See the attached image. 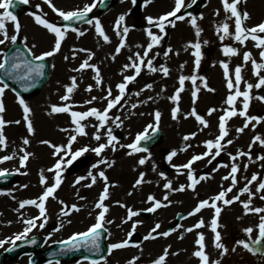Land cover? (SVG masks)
I'll return each mask as SVG.
<instances>
[{
	"label": "rangeland",
	"instance_id": "rangeland-1",
	"mask_svg": "<svg viewBox=\"0 0 264 264\" xmlns=\"http://www.w3.org/2000/svg\"><path fill=\"white\" fill-rule=\"evenodd\" d=\"M90 1L51 0L57 9L63 11L82 9ZM160 1L161 5H159ZM184 3L187 6L192 3V0H184ZM28 4L30 9L17 17L21 25L18 41L24 43L38 56L52 50L55 37L54 34L36 24L34 16L29 15V13L40 15L50 23L60 21L61 18L44 3V0H29ZM203 4L198 13L185 16L182 21L175 20V27L167 26L164 33H161L159 28L149 25L146 18L157 19L171 12L175 7V0H152L151 3L140 0L135 4L132 0H123V2L116 0L114 7L105 14H100L97 9L93 10L92 19L98 18L100 20L110 42L105 43L103 38L97 35L95 27L87 23L75 27L78 31H83L84 36L78 37L75 32L71 31L66 34L61 50L50 57L53 62L52 75L46 86L36 95L23 98L31 109L29 118L33 125L34 134H29L27 130V122L23 118V109L17 102V94L11 88L6 90L3 97L5 112L0 115L6 122L3 134L7 146L0 151V158L13 154L15 156L14 159L0 164V170L13 171L18 175V180L9 187L0 188V193H8V195H0V240L22 232L26 227L23 219L35 218L39 215V210L34 206L19 209L20 202L37 199L43 194L46 187L52 186L54 183V173L48 172L47 169L53 168L60 157L53 154V147H49V144L42 142L48 141L54 146H65L68 143L69 136L76 135L72 131L75 125L71 123L70 114L52 113V106L71 105L70 110L78 112H85L93 107L103 111L107 107V100L104 97L107 96L108 89H111L112 97H115L119 94L117 85L123 82L124 76L135 74L134 69L131 68L132 61L129 57L134 60L136 53L143 56L150 42L146 30L151 29L154 35L163 36V39L153 47L147 59H152L153 67L157 69H160L161 65L167 67L169 69L167 77L164 76L162 71L151 73L146 66L142 67L140 76L128 85L126 94L120 104L109 112L112 120H109L105 128L100 130V141L93 139L96 128L91 126L98 124V121L94 117H89L82 122V124L88 125L85 128L87 135H77V140L72 145L73 152L84 147L91 149L98 147L100 144H107L108 127L112 128L113 135L119 141L118 144H115L117 150L113 151L112 147H108L101 153L100 157L89 151L73 161L71 165L65 164L61 170L63 183L54 193L56 198L50 197L46 201L47 223L43 229L34 228L29 236L41 235L44 238L43 248H47L54 243L68 240L75 233L87 231L96 222V216L100 211L95 208V204L105 187L104 181L98 176V173L103 171L109 186V198L104 202L109 208L106 220L114 221L112 224H105L108 230L107 243L110 245L129 239L131 245H139V247L114 250L111 255L101 261V264H105V261L106 264H128L135 257H139L136 264H153V261L169 246L171 247L166 264H200L198 258L192 255L194 251L198 250L195 243L198 233H203L205 237V252L210 261L219 260L220 264H257L258 256H253L235 243L239 239H246L243 229L250 226L255 227L259 221V216L255 214H244L241 202L248 200L247 194L241 196L240 201L229 206L217 202V205L222 208L218 219V223L222 227L218 228V231L221 233L222 243L229 249V252L223 257L220 256L219 250L213 246L214 234L210 230V221L214 216V210L205 208L196 216H188V213L193 211L201 201L209 200L211 203L210 198L231 186L230 180H223L222 178L229 175L233 163L237 164L240 170L237 173V184L226 199H231L237 195L253 174H256L260 181H264V160L258 159V157L264 156V146H261L259 141L253 143L256 136L264 140V100L256 98L264 97V87L259 89L253 87L250 91V107L247 113L248 116L262 118L261 122L252 121L249 127L241 133L237 132V129L243 127L245 118L234 116L227 120L225 126L228 135L222 141V144H225L226 147L221 150V155L212 160L211 163L208 162L211 157H206L192 165V173L195 178L199 179L201 176L210 178L202 180L193 191L188 187L191 183L187 178L188 169L180 167L187 164L194 155H203L207 151L204 147L206 141H215L219 135V118L217 120V114L220 115L223 111L231 109L225 101L230 94H234V91L230 93L227 88L224 70L220 66L221 62L229 65V76L233 80L235 68L237 66L242 68L241 91L247 90V84L255 86L259 79L253 74L251 62L247 64L243 62V53L250 52L257 63H264L259 56L260 49L254 46L252 40L246 41L244 45L235 42L231 37H226L223 42L220 40L216 28L226 20L228 15L223 11L221 0H205ZM37 6H39V9ZM238 8L241 12L246 11L250 16L248 21L244 22V26L247 28L258 25V21L264 18V0H245L244 3L238 5ZM217 10H219V15L215 14ZM2 11L0 10V14H2ZM181 13H178V15H184ZM121 15L125 16L121 28L128 27L129 32L125 38V47L117 54L116 48L121 42V37L117 35L114 29L116 21ZM201 15L203 19H200ZM192 17L197 19V26L202 30L198 38L195 34L196 29L192 27L190 22ZM169 19L174 20L175 18L171 17ZM227 22L230 26V33L234 34V18ZM6 27L10 36L16 34L10 21L6 22ZM261 36H264V34H261ZM198 41L201 43L202 59L197 69L195 57L192 55L195 49L190 45ZM9 45H0V51H6ZM225 46L236 48L239 54L233 57L224 56L222 48ZM169 48L172 51L165 56L164 53ZM81 49L87 51H79ZM89 53L92 54L90 60ZM156 53H159V55H156ZM66 56L68 57L67 60H65ZM85 60H88L89 64L99 69L102 80L100 85L96 84L94 79L96 73L91 68L74 71ZM125 65L129 66L127 70H125ZM181 65H183V68H181ZM260 71L261 75L264 76V69ZM182 75L185 77H191L192 75L204 77L207 87L214 89V91H208L204 87V82L197 79L196 86L199 87V91L197 100L193 103L191 93L194 86L191 80L188 79L185 81V90L180 94L178 105L174 104L170 98L180 87L179 78ZM73 77L77 86L71 93V99L63 101L61 98L67 94L66 88L71 86ZM148 84L152 85L151 89L146 88ZM89 86L92 88L91 92L86 91ZM141 89L145 90L141 91ZM134 93H139V95H134ZM92 97L97 99L90 104L86 103ZM134 104L138 107L133 108L132 105ZM177 106L180 112L177 119L173 120L171 111ZM242 108L243 97H239L235 102V109L240 111ZM193 109L206 120L209 125L207 128L200 125L190 115ZM210 109H216L211 116L207 114ZM156 111L162 114L159 128L165 131L163 142L147 152L129 156L127 153L130 149L121 148L120 145L131 144L137 134L145 131L147 125L154 124ZM117 116L120 117V120H115ZM17 120L20 121L19 124L14 123ZM116 124L121 126L116 127ZM61 129H68V131H61ZM148 131L151 132L152 130L149 129ZM192 134H195L193 138L187 141L183 139L184 136H192ZM24 139L29 140L28 145L23 144ZM229 140L232 141L231 144H227ZM20 149H24L25 152L31 154L26 161V166L23 168L20 167V158L24 155V152H21ZM181 149H186V151H181ZM172 151H176L177 155L169 162L167 157ZM212 151L214 152L215 149ZM238 151L244 152L245 155L238 156L235 161L231 160L229 154L238 155ZM61 155H64V153H61ZM249 156L251 159H249ZM142 158L146 160V163L140 165L138 162ZM101 159L114 161L115 163L112 167H108L107 164H99ZM94 164H99V167L93 168ZM225 164L228 167H221ZM245 165H247L246 170ZM154 168L155 170H153ZM41 170H43V175L47 180V184L44 186L40 184ZM90 170L94 176H97V182L90 188L86 187L87 184L91 183L89 177L73 187L76 179L87 177ZM25 172L27 175L22 174ZM141 173L144 174V181L146 182L138 187H133ZM169 181L172 182L173 191L171 192L164 187ZM24 185H27V187L25 188ZM180 186H184L186 190L183 192L175 191ZM257 186L256 183L249 185L253 192H255ZM82 189L85 191H82ZM129 192L132 195H129ZM261 194L264 193L254 195L252 207L264 208V200L259 199ZM150 195L154 196L156 200L169 204V206L160 208L155 213L145 211L151 206L147 201ZM165 195H168V201H163ZM81 197L84 199H81ZM60 201L69 206L68 211L71 212L69 216L62 215ZM10 202L13 205L8 209ZM117 202L126 205V207H119ZM72 205L79 207L80 211L84 209L88 211L82 221L73 218L79 212L71 211L70 206ZM127 208L140 212V215L134 217L128 223H122L127 218ZM8 217H10V222L14 221V224L9 227ZM184 217L188 218L184 219ZM201 219L204 220L205 227L196 229L193 232L185 231L189 227H194ZM49 221H51V224H49ZM69 221L71 222L69 223ZM40 222L38 220L37 225ZM134 222L138 226L129 238L128 233L131 231ZM157 223L161 225L157 233H153L157 236V239L145 241L143 237ZM57 228L60 230L56 231ZM172 229H176V231H172L170 236L166 238L159 236L160 232ZM255 235L256 233H253V238H255ZM180 236H183V239H180ZM9 246L11 244H6L3 248H0V253ZM233 247H236L235 252L231 251ZM172 253L178 254L173 255ZM31 256L32 254H24L15 259H8L7 263L29 264ZM262 261L264 263V258ZM90 262V260H74L60 261V264H90Z\"/></svg>",
	"mask_w": 264,
	"mask_h": 264
},
{
	"label": "snow or ice",
	"instance_id": "snow-or-ice-1",
	"mask_svg": "<svg viewBox=\"0 0 264 264\" xmlns=\"http://www.w3.org/2000/svg\"><path fill=\"white\" fill-rule=\"evenodd\" d=\"M18 3L21 4H28L29 0H17ZM100 4H104L106 0H98ZM123 2V0H121ZM133 4L136 3V0H132ZM152 0H146V3H151ZM197 0H192V4H195ZM245 0H221L223 11L224 13L228 14L226 16V20L222 22L219 26L216 28V32L220 38V40L223 42V40L226 37H231L235 42H238L240 45H244L246 41L249 39L254 42V46L258 49H260L259 56L261 61H264V36H261V34H264V22L253 26L251 28H247L244 26V22L247 21L250 17L249 14L245 12H241V10L238 8V5L244 3ZM44 3L48 5L49 8L64 22H72V23H78V22H84L89 25H93L95 27V31L98 36L102 37L105 43H109V37L105 34L102 25L100 23V20L97 18L95 20L89 18V14L97 7V0H93V3L86 4L82 9L73 10V11H63L58 10L51 2V0H44ZM192 4H188L187 6L184 3V0H175V7L171 12H168L165 15L160 16L157 19H153L152 17H147V23L149 25H152L154 27L159 28V31L161 33L165 32V28L167 26L175 27V20H184V15H178V13H181L182 8L185 7H191ZM15 7V4L13 3V0H2L0 2V10L2 11V14H0V45H6L10 44L12 46L17 45L18 43V34L21 29V25L18 22V18L16 15L12 13L9 9ZM39 9V6H37ZM216 15H219V10L216 11ZM29 15L34 16L35 23L42 26L44 29H46L49 33L54 34L55 41H54V47L52 50L44 52L41 55H35L31 49H27L25 52L24 50H21V48L18 47H10L6 51H0V114L5 112V106L3 103V97L5 95L6 90H9V84L6 81H12L15 84L20 85V89L23 92H28L30 89L35 88L37 86V83L43 79L45 75V67L46 65L43 63L48 57H53L61 50L62 42L66 38V34L71 31L75 32L78 37L84 36L85 33L83 31H78L75 27H69L67 23L63 27H58L54 23H50L48 20L42 18L40 15H34L33 13H29ZM170 17H174V20H170ZM234 18V34L230 33V26L227 22L228 20H233ZM200 19H203V16L201 15ZM125 20V16L121 15L116 21L115 31L118 36L121 37V42L119 46L116 48V53L119 54L120 50L125 47V38L127 37V34L129 32L128 27H122V22ZM10 21L14 26V31L16 34L9 35L8 29L6 27V22ZM167 22V23H166ZM191 25L193 28L196 29V36L197 38L201 35V29L197 26V19L195 17L191 18ZM147 36L149 37L150 42L147 45V48L145 49L143 56H141L139 53L135 54V59L133 60L132 57H129V59L132 61L131 68L134 69L135 74L134 75H127L124 76L123 82L117 85V89L119 91V94L115 97H112V91L111 89H108L107 96L104 97L105 100H107V107L101 111L96 108H91L88 111L85 112H78V111H71V105H66L63 107H57L52 106L51 112L52 113H69L71 116V123L75 125V128L72 130L76 133V135H70L68 138V143L65 146H54L51 145L48 141H43L42 143L49 144V147L54 148V155L59 156L60 159L57 161V163L54 165L53 168L47 169L48 172L54 173V183L52 186L46 187L43 194L40 195L37 199L32 200H25L20 202L19 209H24L26 206H34L39 210V215L35 218H29V219H23V223L26 225L24 230L20 233L14 234V236L9 237L4 240H0V248H3L6 244H11V247L6 249V251H13L15 247L17 246V242H23L29 239V233L33 231L34 228L39 227L40 229H43L47 223V210H46V201L51 197L55 199L54 193L57 192V190L60 188L62 181V167L67 164L71 165L73 161H75L77 158L83 156L86 152L92 151L95 153L96 156L100 157L101 153L105 151L106 148L112 147L113 151H116L115 144H118L119 141L117 140L116 136L113 135L112 128H107V144H100L98 147L95 148H88L84 147L81 149H78L76 151H72V145L77 140L78 136H86L87 132L85 131V128L88 125L82 124L83 121L87 120L89 117H94L96 121H98V124L91 125L92 127L96 128V133L93 136V139L96 141L101 140L100 136V130L104 129L107 125L109 120H112V117L109 116V112L115 108L117 105L120 104L121 100L124 98L126 94V89L129 84L133 83L138 76H140L142 67L146 66L147 70L151 73H155L157 71H162L164 76L167 77L169 73V69L163 65H161L160 69H157L156 67H153V60L147 59L150 52H152V49L154 46L158 45L159 42L163 39V36L160 35H154L151 29H147ZM222 33V34H221ZM207 43L206 41L204 42ZM35 47V45H33ZM139 47V46H138ZM190 47L194 48L195 51L192 53V55L195 57V66L198 69L201 63L202 54H201V43L198 41L196 43H193L190 45ZM75 51V50H74ZM79 51H87L84 49H81ZM172 51L171 48H169L164 55L167 56ZM222 52L224 56L226 57H233L237 56L238 50L231 46H225L222 48ZM156 55H159V53H156ZM75 58V57H73ZM92 58V54L89 53V60ZM68 57H65V60H67ZM243 62L245 64L251 62V66L253 68V74L257 76L258 83L253 86L252 84H247V90L241 91L240 90V84L243 80L242 77V68L240 66H237L234 70V80L230 78L229 76V65L227 63L221 62V67L224 70V77L227 81V88L229 89V92L232 93L234 91V94H230L225 103L229 105L231 110H225V114L220 117L219 120V135L216 137L215 141L209 140L206 141L204 147L207 149V151L203 155H194L192 159L187 163L180 167L188 169V175L187 178L191 182L188 187H190L193 191H195V187L197 184H199L202 180H205L210 177L201 176L199 179L195 178L192 173V165L200 161L202 159H205L206 157H211L209 159V163L212 162V160H215L216 157L221 155V150L226 147L225 144H222V141L225 140V137L228 135V131L226 129V121L231 119L234 116H240L245 118V123L242 128H238L237 132H243L244 129L249 127V124L252 123V121H255L256 123H260L262 118L256 117V116H248V109L250 107V91L253 89V87L259 89L261 87H264V76L261 75V69H264V63H257L253 58L252 54L250 52H244L243 53ZM129 66L125 65V70H127ZM87 68H91L93 72L96 73L94 79L97 85H100L102 83V80L100 78V72L99 69L96 68L94 65L89 64L88 60H85L79 68L74 69V71H83ZM181 68H183V65H181ZM190 79L193 87L192 90V98L193 103L197 100V94L199 91V87H197V79L204 82V87L208 91H214V89L207 87V82L204 77H197L196 75H192L191 77H185L180 76L179 78V85L180 87L177 89L175 94L170 98L174 104L178 105L180 94L185 90L184 85L185 81ZM76 80L73 77L72 78V84L70 87L66 88V95H64L61 99L63 101H69L71 99V93L76 88ZM147 89H151L152 85L148 84L146 85ZM145 89H141V91H144ZM86 91L91 92L92 88L89 86V88L86 89ZM134 95H139V93H134ZM111 97V98H110ZM239 97H243V108L240 111H237L235 109V102ZM257 99L264 100V97H256ZM96 97H92L91 100L87 101L86 103H92V101L96 100ZM151 99V98H150ZM17 102L20 105V107L23 109L24 113V120L27 122V130L29 134H34V129L32 122L30 120V114L31 109L25 102V100L20 96L19 93H17ZM145 103H147L145 101ZM133 108L138 107V105H132ZM216 111V109H210L208 111V115L211 116L212 113ZM180 112L179 107H174L171 111V116L173 120L177 119V115ZM143 115V113H141ZM161 113L159 111H156L154 114V124L147 125L144 132L139 133L136 135L135 140L131 144L123 145L121 144V148H127L130 149V151L127 153L129 156H132L136 153H142L147 152L148 149L145 147H142V142L146 143L149 139L154 138L155 133L159 131V123L161 120ZM191 116H193L200 125H203V127L207 128L209 125L206 122L204 118H202L200 115H198L193 109L190 113ZM187 118V116H185ZM115 120H120V117L117 116ZM115 122V121H113ZM14 123L19 124L20 121L17 120ZM6 126V122L4 121L2 115H0V151L4 150L7 146L6 138L3 134V129ZM120 124H116V127H120ZM149 129L152 130V133H149ZM61 131H68V129H61ZM195 134H192V136H184L183 139L185 141L191 139L194 137ZM257 141L260 142L261 146H264V140L261 139V137L256 136L253 140V143H256ZM232 141H227V144H231ZM24 145L29 144L28 139L23 140ZM251 148V145H250ZM215 149L213 152L212 150ZM21 152H24V155L20 158V167L23 168L26 166V161L29 159L30 153H27L24 151V149H20ZM181 151H186V149H181ZM61 153H64V155H61ZM177 155L176 151H172L167 159L170 162L173 157ZM230 155V159L235 161L238 159V156H244L245 153L238 151V155ZM15 154L13 155H6L2 158H0V164L14 159ZM70 157V158H69ZM249 159L251 157L249 156ZM260 160H264V156L258 157ZM114 161H108L105 159H101L99 161V164H107L108 167H112L114 165ZM140 165H143L146 163L145 159H140L138 162ZM99 164H94L93 168H98ZM221 167H228V165H221ZM247 169V165H245V170ZM155 170V168L153 169ZM218 170V169H217ZM239 167L237 164L233 163L231 165V170L229 175L224 176L223 180H230L231 186L228 187L225 190H222L218 193V195L210 198L211 203L209 200H203L201 201L193 211L188 213V216H196L198 213L201 212L202 209L210 208L214 210V216L210 221V230L214 234L213 238V246L219 250L220 256H225L229 249L225 246L224 243H222V236L221 233L218 231V228L222 227L218 223V219L221 215L222 208L217 205V202H222L223 205L229 206L237 201H240V197L247 194L248 200L246 202H241L242 207L244 209L245 215L255 214L259 216V221L255 225V227H247L243 229V232L246 236V239H239L235 243L237 246L242 247L244 250H246L248 253H251L253 256H258L260 258H264V208L261 207H252V200L255 194L264 193V181H260L258 179V176L256 174H253L251 176V179L247 181L244 188H242L239 193L235 196H233L231 199H226L229 193L233 191V188L237 184V173L239 171ZM11 173H6L3 170H0V176L10 175ZM24 175H27V173H22ZM163 175V174H161ZM98 176L101 180L104 181L105 187L100 194L98 198V202L95 204V208L99 209V214L96 216V222L88 228L87 231L81 232V233H75L73 234L68 240L66 241H60L59 243L62 245V247L57 251L52 253V256H62L65 253L68 252H77L81 249H87L89 251H92L96 254H99L101 252V234L103 232H107V228L105 227V224H112L114 221L106 220V214L109 212V208L105 205V201L109 198V186H108V180L105 176V173L103 171H100L98 173ZM91 178V183L87 184L86 187H92L97 182V176H94L92 174V171L90 170L88 172L87 177H79L76 179L75 185H78L81 183L82 180ZM144 174L141 173L139 179L135 182L133 187H138L140 184L144 183ZM256 183L258 184L257 187H255V192L249 187V185ZM40 184L42 186L47 184V180L45 176L43 175V170H41L40 174ZM114 186V185H113ZM26 188L27 185H24ZM165 189H168L170 192L173 191L172 188V182L169 181L164 185ZM184 186H180L179 188L175 189V191L183 192L185 191ZM129 195H132L131 192L128 193ZM0 195H8V193H0ZM81 199H84L81 197ZM260 200H264V194L259 195ZM147 201L150 203V207H148L145 211L149 213H155L160 208L168 207L169 204L163 203L162 201L156 200L154 196H149L147 198ZM163 201H168V195H165L163 197ZM62 208L61 213L64 216H69L71 214L70 211H68L69 206L64 204L63 201H60ZM119 207H126L124 204H120L117 202ZM71 211L79 212L81 209L77 207L76 205H72ZM140 212L134 211L131 208H127V218L122 221V223H128L131 221L134 217L139 216ZM188 217H184V219H187ZM41 221L39 225H37V221ZM71 221H69L70 223ZM137 223L132 224V229L128 233V237L130 238L136 228ZM205 227V222L203 219L199 220L194 227H189L185 229L186 232H193L196 229H200ZM161 228V225L159 223L155 224V226L149 231L147 235L143 237L145 241L147 240H155L157 239L156 235H153V233H157V230ZM60 229L57 228L56 231H59ZM172 231H176V229H172L170 231H164L160 232L159 236L162 237H168L172 234ZM253 233H256L255 238H253ZM110 235V234H109ZM50 238V237H49ZM180 239H183V236H180ZM37 241L33 238L31 239V243L35 244ZM197 245L196 251L192 253V255L196 258H198L200 264H220L219 260L216 261H210L209 256L205 252V237L203 233H198V237L195 241ZM128 247H139V245H131L129 243V239H125L122 242L118 243H111L108 247V253L111 255V253L114 250H120L125 249ZM171 246L165 248L163 250V253L153 261V264H166V259L169 255V249ZM232 252L236 251V247H233L231 249ZM173 255H177L178 253H172ZM139 260V257H135L132 260L128 262V264H136V262ZM48 264H60V261L58 259L52 260L50 259ZM90 264H101V261L99 260H93L90 262ZM106 264V261H105Z\"/></svg>",
	"mask_w": 264,
	"mask_h": 264
},
{
	"label": "water",
	"instance_id": "water-1",
	"mask_svg": "<svg viewBox=\"0 0 264 264\" xmlns=\"http://www.w3.org/2000/svg\"><path fill=\"white\" fill-rule=\"evenodd\" d=\"M14 47H18V48H21V50H23V46L20 45V44H17L15 45ZM25 51V50H24ZM26 52V51H25ZM46 65V64H45ZM49 69H50V63H47L46 67H45V75L43 77V79H41L38 83H37V86L35 88H32L30 89V91L28 92H23L21 91L20 89V85L18 84H15L13 83L12 81H8L10 84H12L20 93H25L26 95H30L31 93H36L37 91H39L43 86L44 84L46 83V81L48 80L49 78ZM162 139V133H160V135H157V136H154V138L152 139H149L146 143L143 142V147L145 148H151L156 142L160 141ZM62 245H59V246H56L54 247L55 251L59 248H61ZM35 250L37 251L38 250V247L35 248ZM88 252L87 249H84ZM54 253V250L52 251ZM46 253V252H45ZM19 252H15L12 256H16L18 255ZM83 253H73V254H69V253H65L64 256L65 258H72V257H79L80 255H82ZM89 256H93L94 255H89ZM39 259H37L38 261L41 260L42 258L38 257Z\"/></svg>",
	"mask_w": 264,
	"mask_h": 264
},
{
	"label": "bare ground",
	"instance_id": "bare-ground-1",
	"mask_svg": "<svg viewBox=\"0 0 264 264\" xmlns=\"http://www.w3.org/2000/svg\"><path fill=\"white\" fill-rule=\"evenodd\" d=\"M160 3H161V1L159 2V5H161ZM82 191H85V190L82 189ZM85 203H86V202H85ZM86 204H87V203H86ZM12 205H13V203L10 202V203L8 204V209L11 208ZM8 212H9V211H8ZM87 212H88V211H86L85 209H84L83 211H79V213H77L76 215H74L73 218H76L78 221H79V220L82 221V220L85 218ZM59 214H60V213H59ZM59 214H58V215H59ZM87 214H88V213H87ZM76 219H75V220H76ZM9 220H10V217H8V227H9V226H12V225L14 224V221H11V222H10ZM9 222H10V223H9ZM49 224H51V221H49Z\"/></svg>",
	"mask_w": 264,
	"mask_h": 264
}]
</instances>
